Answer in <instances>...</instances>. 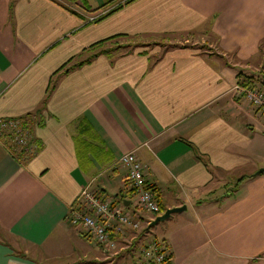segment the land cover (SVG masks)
<instances>
[{
	"label": "crops",
	"instance_id": "crops-1",
	"mask_svg": "<svg viewBox=\"0 0 264 264\" xmlns=\"http://www.w3.org/2000/svg\"><path fill=\"white\" fill-rule=\"evenodd\" d=\"M107 1L0 0V118L31 115L35 146L0 136V264H129L155 218L129 151L164 210L185 206L154 237L170 264H264V114L232 89L264 63V0ZM183 34L202 44L143 42ZM87 185L140 222L116 251L70 216Z\"/></svg>",
	"mask_w": 264,
	"mask_h": 264
},
{
	"label": "built area",
	"instance_id": "built-area-1",
	"mask_svg": "<svg viewBox=\"0 0 264 264\" xmlns=\"http://www.w3.org/2000/svg\"><path fill=\"white\" fill-rule=\"evenodd\" d=\"M93 16L91 19H95ZM234 93L244 98L253 108L264 114V89L245 86L238 80L232 87ZM0 118V136L8 138L13 146L25 156L35 151L31 140V118ZM118 162L127 168V179L137 205L144 211L157 214L160 204L154 190L145 178L144 165L134 151L123 153ZM70 216L79 222L85 233L97 245L105 250L116 251L118 242L112 238L111 231L123 234L124 228H139L140 222L123 207L109 198L101 197L97 192L85 186L80 194L79 203L70 209ZM138 264H170V253L163 240L151 238L138 248Z\"/></svg>",
	"mask_w": 264,
	"mask_h": 264
},
{
	"label": "rangeland",
	"instance_id": "rangeland-1",
	"mask_svg": "<svg viewBox=\"0 0 264 264\" xmlns=\"http://www.w3.org/2000/svg\"><path fill=\"white\" fill-rule=\"evenodd\" d=\"M92 1H94V0H92ZM72 2L85 3L86 4V0H72ZM90 3H92L91 0H90ZM202 37L203 36H201L199 34H193V35L192 34H183L182 36H174V38L173 37H169V39H171V40H167L168 38H166V39L156 38V39H149V40L141 39V40H143V42L144 41H146V42L149 41L148 45H150V43L151 44L157 43V41H158V43H163V44H169V43H175V42H179L180 43V42H184L186 39L188 40L187 42H190V43L195 42L197 44H202V41H203ZM204 39L206 41V37L205 36H204ZM141 40L137 39V40H132L131 42H133V41L138 42V41H141ZM153 40H156V41H153ZM202 47L206 48L207 46L203 45ZM263 52H264V48H263ZM263 59H264V56H263ZM260 64L256 63V66L259 69H256V73L257 74H256V78L255 77L254 78L255 79H259V80H264V63H260ZM257 85L259 86V87L258 86L257 87L260 88V83H258ZM262 134H264V132H262ZM262 141L264 142V139H262ZM263 150H264V146H263ZM261 167H264V166H261ZM261 167H258L257 169L256 168L255 169L258 170ZM251 169L248 168L247 171H252ZM256 170H253L252 173H254ZM130 205H131V209H140V208L136 207L134 202H132ZM152 215L156 216V214H152ZM163 224H164L163 221H160L159 223H157V224H155V225H153V226L148 228L147 227L148 223H146V221H145V222L142 223V225L140 227V230L146 229L147 237H158V238H160V237H162V233H163V231H162ZM138 245H140V243L136 244L135 247H138ZM132 254H133L134 258L133 259L132 258L129 259V264H138L137 248H133L132 249ZM118 258H120V257H118ZM116 261H118L117 263H119V264H125V262L120 261L119 259H116Z\"/></svg>",
	"mask_w": 264,
	"mask_h": 264
},
{
	"label": "water",
	"instance_id": "water-1",
	"mask_svg": "<svg viewBox=\"0 0 264 264\" xmlns=\"http://www.w3.org/2000/svg\"><path fill=\"white\" fill-rule=\"evenodd\" d=\"M263 171H264V167H261L254 172V175L259 174ZM184 209H185L184 205L167 208L161 214L156 215L155 218L149 223V225L147 227L149 228V227L157 224L158 222L167 219L171 213H174L177 211H182Z\"/></svg>",
	"mask_w": 264,
	"mask_h": 264
},
{
	"label": "trees",
	"instance_id": "trees-1",
	"mask_svg": "<svg viewBox=\"0 0 264 264\" xmlns=\"http://www.w3.org/2000/svg\"><path fill=\"white\" fill-rule=\"evenodd\" d=\"M72 1V0H71ZM130 0H126L125 2L127 3V2H129ZM109 2H111V0H109V1H107V2H105L103 5H105V4H107V3H109ZM124 2V3H125ZM102 5V6H103ZM121 5V4H120ZM120 5H117V6H115L114 8H112L111 10H109L108 11V13H111L114 9H116V8H118V7H120ZM97 19V18H96ZM95 20V19H94ZM239 74V73H238ZM255 81H256V83H255ZM240 83L242 84V85H247V86H256L257 87V84L258 83H260V84H262V85H264V80H259V79H255L253 76H251V75H244V77L242 78V79H240ZM31 116V115H30ZM164 211V209L161 207V205H160V211H159V213H161V212H163ZM159 213H157L156 215H158Z\"/></svg>",
	"mask_w": 264,
	"mask_h": 264
}]
</instances>
